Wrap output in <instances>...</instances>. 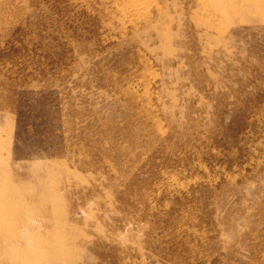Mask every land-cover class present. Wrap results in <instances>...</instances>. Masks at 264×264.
Wrapping results in <instances>:
<instances>
[{"label": "rangeland", "instance_id": "obj_1", "mask_svg": "<svg viewBox=\"0 0 264 264\" xmlns=\"http://www.w3.org/2000/svg\"><path fill=\"white\" fill-rule=\"evenodd\" d=\"M0 264H264V0H0Z\"/></svg>", "mask_w": 264, "mask_h": 264}]
</instances>
